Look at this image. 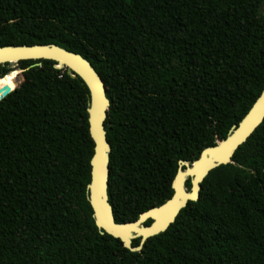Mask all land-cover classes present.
Returning a JSON list of instances; mask_svg holds the SVG:
<instances>
[{"label":"trees","instance_id":"obj_1","mask_svg":"<svg viewBox=\"0 0 264 264\" xmlns=\"http://www.w3.org/2000/svg\"><path fill=\"white\" fill-rule=\"evenodd\" d=\"M263 4L0 0V46L54 43L92 63L110 101L108 200L116 222L133 221L262 90ZM16 63L24 80L0 101V264H264V118L132 251L101 233L87 199L86 83L50 59ZM13 69L0 64V94Z\"/></svg>","mask_w":264,"mask_h":264},{"label":"water","instance_id":"obj_2","mask_svg":"<svg viewBox=\"0 0 264 264\" xmlns=\"http://www.w3.org/2000/svg\"><path fill=\"white\" fill-rule=\"evenodd\" d=\"M50 59L56 68H66L71 76H80L88 87V96L84 106L87 111L88 132L93 141V152L89 159V181L86 184L87 199L92 210L95 225L101 233L106 232L119 238L123 245L132 251L140 250L144 242L159 232L165 231L176 219L181 208L188 201L197 200L201 182L209 171L221 164L231 162L234 151L251 135L264 118V86L250 108L231 126L228 134L215 143L204 147L197 158L191 162L180 160L176 174L171 182L172 195L163 203L142 211L133 221L116 222L113 208L108 200L107 182L109 173V154L111 145L106 137L104 120L110 104L106 96L104 81L92 63L81 54L69 51L57 44H22L0 46V64L17 66L20 60ZM21 69V68H20ZM24 80L23 70L14 78V88L5 92L2 86L0 101L10 95ZM190 187L186 189V181ZM166 209L159 217L158 213ZM162 218V219H161ZM150 220L148 223L147 221ZM139 238L137 245L132 241Z\"/></svg>","mask_w":264,"mask_h":264},{"label":"bare ground","instance_id":"obj_3","mask_svg":"<svg viewBox=\"0 0 264 264\" xmlns=\"http://www.w3.org/2000/svg\"><path fill=\"white\" fill-rule=\"evenodd\" d=\"M19 73V70H13L12 71V73H11V75H13V78H12V83H11V87L10 86H7L6 87V89H5V92H7V91H9V90H11V89H13L14 88V83H13V81H14V77L17 75ZM10 87V88H9ZM166 213V209H163V211H161L160 213H158V216L159 217H161V216H163L164 214ZM162 219V218H161Z\"/></svg>","mask_w":264,"mask_h":264},{"label":"rangeland","instance_id":"obj_4","mask_svg":"<svg viewBox=\"0 0 264 264\" xmlns=\"http://www.w3.org/2000/svg\"><path fill=\"white\" fill-rule=\"evenodd\" d=\"M262 9H263V13H264V4H263ZM13 68H14L13 70H19V71L21 70V69L19 68V66H15V67H13ZM13 70H12V71H13Z\"/></svg>","mask_w":264,"mask_h":264},{"label":"flooded vegetation","instance_id":"obj_5","mask_svg":"<svg viewBox=\"0 0 264 264\" xmlns=\"http://www.w3.org/2000/svg\"><path fill=\"white\" fill-rule=\"evenodd\" d=\"M189 181V180H188ZM187 182V181H186ZM185 187H186V189H189L188 187H187V184H185Z\"/></svg>","mask_w":264,"mask_h":264}]
</instances>
